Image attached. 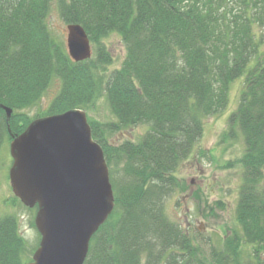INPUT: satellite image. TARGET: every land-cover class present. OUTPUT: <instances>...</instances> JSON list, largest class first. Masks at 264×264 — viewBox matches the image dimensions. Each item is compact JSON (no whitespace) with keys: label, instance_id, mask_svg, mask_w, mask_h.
<instances>
[{"label":"trees","instance_id":"trees-1","mask_svg":"<svg viewBox=\"0 0 264 264\" xmlns=\"http://www.w3.org/2000/svg\"><path fill=\"white\" fill-rule=\"evenodd\" d=\"M54 9L66 25L84 27L96 47L91 59L70 58L50 29ZM112 34L126 55L108 72L113 57L104 41ZM236 80L243 87L223 139L240 131L245 143L241 232L208 249L199 233L167 217L165 202L181 189L178 169L201 140L205 120L228 108ZM54 81L60 92L37 118L87 110L100 98L116 118H89L110 168L115 210L93 236L84 264H243V244L254 264H264V0H0V105L13 109L7 123L0 107V149L35 120L24 111ZM138 125L148 126L138 142L109 141ZM33 251L18 218H0V264H26Z\"/></svg>","mask_w":264,"mask_h":264},{"label":"water","instance_id":"water-1","mask_svg":"<svg viewBox=\"0 0 264 264\" xmlns=\"http://www.w3.org/2000/svg\"><path fill=\"white\" fill-rule=\"evenodd\" d=\"M66 47L76 63L92 58L91 40L79 24L67 25ZM0 107L9 123L13 109ZM10 154L15 197L29 209L38 208L41 240L26 264H84L93 236L115 209L109 166L87 113L70 109L32 121L12 136Z\"/></svg>","mask_w":264,"mask_h":264},{"label":"rangeland","instance_id":"rangeland-1","mask_svg":"<svg viewBox=\"0 0 264 264\" xmlns=\"http://www.w3.org/2000/svg\"><path fill=\"white\" fill-rule=\"evenodd\" d=\"M49 25L54 35L66 45L67 25L55 9L49 18ZM104 42L113 57V63L108 66L107 71L119 69L126 55L121 37L112 34ZM93 54H96L95 46H93ZM242 84V80H236L232 84L229 106L221 115L205 120L201 140L191 157L182 163L176 173L181 189L170 195L165 202L167 217L181 225L192 236H197L199 233L201 235L199 241L204 245L207 242L208 249L221 246L226 235H231L235 231L241 232L237 222V206L243 179L240 160L245 151V143L240 131L236 133L235 139L227 141L223 138L229 130L228 118L238 107ZM60 88V81H54L41 102L24 112L31 120L45 115L59 94ZM85 112L88 119L103 123L116 121L104 98L98 99ZM8 127L11 129L10 124ZM147 130V125L124 129L112 134L109 141L116 145L126 141L136 143ZM10 143V140H6L0 149V218L5 215H15L19 220L22 236L27 240L30 249L35 251L41 240L35 226L37 208L29 209L19 200L14 201L16 197L9 178L13 164ZM251 252V246L243 244V264H254L251 260Z\"/></svg>","mask_w":264,"mask_h":264}]
</instances>
